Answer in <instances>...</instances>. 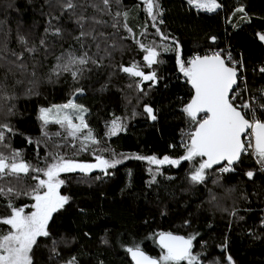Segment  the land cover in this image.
Here are the masks:
<instances>
[{"label": "trees", "instance_id": "16d2710c", "mask_svg": "<svg viewBox=\"0 0 264 264\" xmlns=\"http://www.w3.org/2000/svg\"><path fill=\"white\" fill-rule=\"evenodd\" d=\"M216 1L220 7L205 12L192 8L188 0H155L159 15L153 21L144 0H119V5H111V14L91 6L100 0H73L76 9L67 11L57 0H0V48L6 44L8 49L0 52V83L12 97L0 98V124L12 129L5 131L3 144L8 147L0 145V152L19 151L38 168L53 163L55 154L84 162L96 161L97 155L121 161L106 171L61 173L65 183L59 191L69 201L53 213L50 235L38 238L34 264H68L73 258L76 264H134L127 249L137 245L159 258L161 232L195 236L193 253L200 264H264V171L255 155L242 154L231 172H219V166L206 169L201 183L192 182L191 175L203 157L178 165L135 158L180 159L186 154L183 145L196 124L183 111L192 90L179 71L177 51L185 61L193 52L229 44L243 56L250 92L264 102V73L258 69L264 65V46L258 40L264 34V0ZM240 7L244 12L236 11ZM117 11L128 12L126 20L119 18L127 25L119 31L111 26ZM81 14L88 18L83 30L96 40L76 39L82 31L76 23ZM93 17L106 23L97 24ZM54 28L61 30L59 35L53 34ZM21 36L35 52L25 50ZM137 41L156 48V63L147 65V52ZM13 51L23 53V60L12 56ZM69 53L90 58L76 66L81 71L75 79L70 72H53L63 63L57 58ZM20 63L27 65L25 71L16 67ZM133 64L145 74L155 72L156 79L143 81L121 70ZM238 93L239 104L245 97ZM69 101L87 109L84 117L98 143L89 142L86 150L79 140L65 139L59 125L45 127L39 119L41 108ZM145 106L153 109L155 120ZM117 117L122 130L111 135ZM57 132L61 135H52ZM248 171L254 173L252 178ZM9 181L20 191L36 183L30 176L19 183L12 177L0 183ZM9 200L25 209L33 201L30 195L2 196L0 216L9 214Z\"/></svg>", "mask_w": 264, "mask_h": 264}, {"label": "snow or ice", "instance_id": "6c2138e0", "mask_svg": "<svg viewBox=\"0 0 264 264\" xmlns=\"http://www.w3.org/2000/svg\"><path fill=\"white\" fill-rule=\"evenodd\" d=\"M190 4L195 3L198 8L205 11H215L220 5L216 0H188ZM57 3L65 10H75L77 4L73 0H57ZM116 3L119 5V0H100V3H92L91 6L97 11L108 12L111 14V5ZM147 5V14L156 21L158 12V4L155 0H144ZM100 4L104 7L101 8ZM156 9V11H154ZM237 12H244L243 7L237 8ZM73 14H75L73 12ZM128 12L117 11L113 15L112 27L119 31V27H127L121 25L120 19H127ZM246 17V14H245ZM58 19V17H57ZM87 17L82 14L77 18L76 23L81 27L80 36L76 37L80 40L82 37L91 36L96 40V36L92 32L84 31V24L87 22ZM97 24L106 22L96 20ZM155 23L153 27H155ZM46 31H48L46 29ZM59 28H54L53 34H60ZM129 32L132 30L129 28ZM159 33V28H157ZM101 35H103L101 33ZM166 39V37H164ZM260 40L264 41V34L259 35ZM21 44L25 45V50L35 52V48L27 47V40L23 36L19 37ZM139 43L141 49L147 52L144 60L150 67L157 62L159 53L153 46H146ZM41 44L44 41L41 40ZM99 48V45H97ZM7 45L0 48V52H7ZM12 56L17 60H23V53L12 52ZM4 59L0 55V60ZM63 60V63H58L53 69L55 74L61 71L70 72L75 79L81 71L77 65H84L89 62L87 53L84 56L76 57L69 53L64 57H58ZM227 61V62H226ZM228 62H231V66ZM15 64V61H9ZM95 63V61H93ZM236 61L232 60L231 54L223 57L221 52H214L211 55H196L190 58L187 62L180 58L177 51V65L179 71L187 78L194 94L190 102L186 104L183 111L187 114L191 121L195 122L194 130L187 133L189 142L183 146L186 149V154L180 159H171L164 156L163 159H158L155 156L141 157L136 156V159L147 160L150 164L163 165L172 164L178 165L181 160L191 161L196 157H206L199 163L191 175V181L201 183L205 179V170L210 169L213 165L224 163V166L219 169L220 172L227 173L234 171L232 167L236 162L240 161L241 155L251 153L255 155L256 162L261 166V171H264V111L259 114L257 108L264 110V104H257L255 107L252 103L244 101L236 103L239 93L234 88L237 85L238 70ZM16 67L21 71H25L27 65L24 63L16 64ZM121 70L134 77H140L143 81H154L156 79L155 72L145 74L139 67L133 64L130 67H122ZM264 73V67L259 69ZM32 75H35L33 72ZM20 83V81H17ZM246 90V89H245ZM31 91V90H29ZM264 93V89L261 90ZM0 98L11 99L4 92V84L0 83ZM71 110V112H69ZM11 111V109H9ZM144 111L148 113L151 119L155 120L153 109L145 106ZM87 112L81 105H76L72 101L64 105H54L50 108H41L39 119L43 122V126L49 123L59 125L66 133L65 139L71 137L73 140L80 141L81 150H86L88 143H98L94 138L91 129L85 120L84 114ZM73 113L76 115L73 116ZM198 114H203L197 120ZM78 120L79 123H75ZM85 130H87L85 132ZM122 130L119 123V117L113 119L110 128V134L116 135ZM5 131L11 132L12 129L7 124H0V145H4ZM44 136L48 137L49 133L44 132ZM52 135L59 136L57 132ZM31 143V141H29ZM75 147V145H72ZM96 163H78L73 159L65 158L59 154L53 156V163L47 164L44 168H38L26 162L22 158V153L19 151H11L9 155H4L0 152V181L6 180L8 177L14 178L17 183L21 182L23 177H29L36 181L29 189L24 191L18 190L11 182L5 184L0 183V197L13 195H30L34 203L30 206L33 210L25 212L24 207H16L9 202L6 208L9 210L7 216H0V225L7 228H0V264H34L33 250L37 245L38 238L48 237V223L52 218L53 213L64 207L68 203L69 197L61 195L60 188L65 183L60 179L61 173H70L79 170L82 173H88L93 169L99 168L107 170L114 168L120 160L104 159L102 156H96ZM34 173V174H33ZM41 174L43 178H41ZM247 177L252 178L254 173L248 171ZM195 236H179L171 232L159 233V246L162 249L159 258H153L146 255L140 247H129L127 251L131 254L135 264H200L198 254L193 253V240ZM231 261V257H228ZM68 264H76L75 258L69 261Z\"/></svg>", "mask_w": 264, "mask_h": 264}, {"label": "built area", "instance_id": "2783aa9c", "mask_svg": "<svg viewBox=\"0 0 264 264\" xmlns=\"http://www.w3.org/2000/svg\"><path fill=\"white\" fill-rule=\"evenodd\" d=\"M214 52H221L222 56L225 57V58H226L227 55L230 53V54H231V57H232V60L237 62L235 66H236V68H237V70H238V83H237L235 89L237 90V92H238V91H241V92L244 94V97H245V98H244V101H248V102L252 103L254 107H255L257 104H264V102H262V101H260V100L258 99V96H257V95L252 94V93L250 92L249 84H248L247 79H246V68H245V66H244V59H243V56H242L241 54L236 55V54L234 53L233 49H231V47L229 46V44L226 45V46H224V47H222V48L207 49V50H205V51L202 52V53H199V52H193L192 54H190L189 56H187V57L185 58V61L187 62L190 58H192L193 56H196V55H200V56H203V55H211V54L214 53ZM226 62H227V61H226ZM228 63H229L230 66H231V62H228ZM262 67H264V65H260V66L258 67V69H260V68H262ZM180 81H181V82H184L185 80H184V78H181ZM245 89H246V90H245ZM262 89H263V88H262ZM262 89H261V90H262ZM261 92H262V91H261ZM244 101H243V102H244ZM261 111H264V110H261V109L257 108V112H258V114H259ZM244 154H246V155L249 154V155H251V156H254V154L251 153V150H249L248 153H244ZM223 166H224V164L220 165V166H219V169H220L221 167H223ZM257 166H258L259 170L261 171V166H260L259 164H257ZM219 169H218V170H219ZM219 172H220V171H219ZM222 173H223V172H222ZM262 222L264 223V216H263V218H262Z\"/></svg>", "mask_w": 264, "mask_h": 264}, {"label": "rangeland", "instance_id": "374dc122", "mask_svg": "<svg viewBox=\"0 0 264 264\" xmlns=\"http://www.w3.org/2000/svg\"><path fill=\"white\" fill-rule=\"evenodd\" d=\"M217 3H218V1H216ZM188 4L192 7V8H194V9H196V10H199V11H205V10H203V9H201V8H198L196 5H195V3H192V4H190L189 2H188ZM219 4V3H218ZM218 9V8H217ZM205 12H209V11H205ZM213 12V11H212ZM145 55H147V53L145 54ZM73 102V101H72ZM68 103V102H67ZM74 103V102H73ZM64 104H66V103H63V104H60V105H64ZM76 104V103H75ZM76 105H78V104H76ZM54 106V105H53ZM50 107H52V106H50ZM50 107H47V108H50ZM69 112H71V110H69ZM76 114L75 113H73V116H75ZM74 122L75 123H79V121L78 120H75L74 119ZM76 162H78V163H90V164H92V163H96V161H88V162H84V161H79V160H75ZM78 171V170H77ZM34 203V200L32 201V203L30 204V206L32 205ZM28 207V209H25V212L27 213V212H30V211H32L33 209L31 208V207Z\"/></svg>", "mask_w": 264, "mask_h": 264}, {"label": "water", "instance_id": "95a60500", "mask_svg": "<svg viewBox=\"0 0 264 264\" xmlns=\"http://www.w3.org/2000/svg\"><path fill=\"white\" fill-rule=\"evenodd\" d=\"M258 40H259V42L264 46V41H262V40H260V38H259V36H258ZM237 83H238V79H237ZM189 85H190V83H189ZM236 87V85L234 86V88ZM190 88H191V90H192V95L194 94V92H193V89H192V87H191V85H190ZM264 89V88H263ZM263 94V97H264V93H262ZM192 95H191V97H192ZM191 97H190V99H191ZM189 102H190V100H189ZM198 115H203V114H198ZM204 159H206V157H203ZM224 163H226V162H222L221 164H217V165H213V167H216V166H220V165H222V164H224ZM171 233H173V232H171ZM174 235H179V236H184V235H181V234H178V233H173ZM184 237H186L187 238V236H184ZM158 242H159V237H158ZM142 250V249H141ZM146 255H149L147 252H145L144 250H142ZM149 256H151V255H149ZM130 257H131V259H132V256H131V254H130ZM151 257H153V256H151ZM153 258H156V257H153ZM132 261H133V263L135 264V261L132 259Z\"/></svg>", "mask_w": 264, "mask_h": 264}, {"label": "bare ground", "instance_id": "6f19581e", "mask_svg": "<svg viewBox=\"0 0 264 264\" xmlns=\"http://www.w3.org/2000/svg\"><path fill=\"white\" fill-rule=\"evenodd\" d=\"M129 256V255H128Z\"/></svg>", "mask_w": 264, "mask_h": 264}]
</instances>
